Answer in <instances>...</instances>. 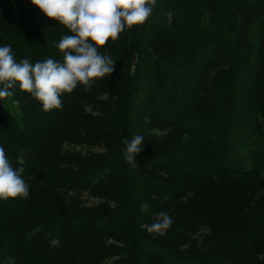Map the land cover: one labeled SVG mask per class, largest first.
I'll use <instances>...</instances> for the list:
<instances>
[{
    "label": "trees",
    "instance_id": "trees-1",
    "mask_svg": "<svg viewBox=\"0 0 264 264\" xmlns=\"http://www.w3.org/2000/svg\"><path fill=\"white\" fill-rule=\"evenodd\" d=\"M70 34L31 0H0L17 62H62ZM105 50L113 73L62 93V110L18 86L0 100V147L13 167L24 153L30 192L0 200V264H264V0H156ZM135 135L139 168L123 156ZM161 211L174 222L154 236Z\"/></svg>",
    "mask_w": 264,
    "mask_h": 264
},
{
    "label": "clouds",
    "instance_id": "clouds-1",
    "mask_svg": "<svg viewBox=\"0 0 264 264\" xmlns=\"http://www.w3.org/2000/svg\"><path fill=\"white\" fill-rule=\"evenodd\" d=\"M31 3L71 33L57 44L63 61L47 58L33 64L25 58L17 62L10 45L0 47V100L14 97L18 86L20 92L31 94L46 113L62 110V93L71 94L78 84L88 92L93 81L113 73L116 60L107 50L101 54L99 49L109 39L116 41L126 28L145 24L156 6V0H31ZM172 16V12L167 13L169 24ZM13 103L18 105L19 101L14 99ZM143 142L142 135L123 140L124 159L133 168H139L135 156L143 151ZM23 157L21 153L16 161L18 166L13 167L4 148L0 147V200L28 198L29 185L22 176L26 163ZM141 209L147 211L149 204L142 203ZM152 219L146 229L154 236L166 234L174 222L164 211L154 214ZM41 230L38 226L32 234ZM46 236L51 247H59L58 237L52 232Z\"/></svg>",
    "mask_w": 264,
    "mask_h": 264
},
{
    "label": "rangeland",
    "instance_id": "rangeland-1",
    "mask_svg": "<svg viewBox=\"0 0 264 264\" xmlns=\"http://www.w3.org/2000/svg\"><path fill=\"white\" fill-rule=\"evenodd\" d=\"M6 105L8 106L9 110L12 113H14L16 115L19 114V110H18L17 106L13 103L12 100L6 101ZM81 198L86 204H91V203L95 202V199L91 198L90 196H88L86 194H84Z\"/></svg>",
    "mask_w": 264,
    "mask_h": 264
}]
</instances>
